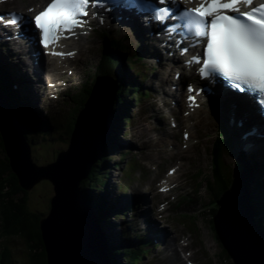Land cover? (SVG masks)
Segmentation results:
<instances>
[{"label":"water","instance_id":"obj_1","mask_svg":"<svg viewBox=\"0 0 264 264\" xmlns=\"http://www.w3.org/2000/svg\"><path fill=\"white\" fill-rule=\"evenodd\" d=\"M107 91V94L92 92L77 117L67 149L45 165L33 161L17 122L11 112L0 105V137L10 170L21 189L29 190L40 180H48L52 186L48 212L38 222L40 254L42 257L45 254L47 264H112L80 188L103 151L108 135L112 89ZM78 135L83 137V152L72 151L77 148L72 143ZM87 136H91L93 150L88 149ZM251 174V166L236 159L230 186L218 198L217 205L221 207L213 215L216 237L233 264H264V232L258 228L246 205ZM227 191L234 193L236 200L230 202Z\"/></svg>","mask_w":264,"mask_h":264},{"label":"snow or ice","instance_id":"obj_2","mask_svg":"<svg viewBox=\"0 0 264 264\" xmlns=\"http://www.w3.org/2000/svg\"><path fill=\"white\" fill-rule=\"evenodd\" d=\"M107 3L108 0H50L43 10L28 18L27 23L34 25V34L38 30L39 45L48 49L65 33L75 34L73 30L82 26L81 17L88 15L90 5L105 7ZM134 3L135 0H127L129 8ZM165 3L178 5V0H158L159 5ZM241 4L247 10H241ZM252 5L254 0H200L196 7L185 8L178 19L180 27L201 43L202 52L191 58V62L202 63L201 78H222L233 89L258 94L264 102V2ZM168 12L169 9L158 7L151 19L162 23ZM24 19L20 15L13 23ZM188 92H193L191 86ZM188 100L193 102V96L189 95Z\"/></svg>","mask_w":264,"mask_h":264},{"label":"rangeland","instance_id":"obj_3","mask_svg":"<svg viewBox=\"0 0 264 264\" xmlns=\"http://www.w3.org/2000/svg\"><path fill=\"white\" fill-rule=\"evenodd\" d=\"M99 48L100 47H98V49ZM91 78L92 77L88 76V71L85 67V64H81V68H80V71H79L78 76H77L76 88H74L72 90L75 92L79 91L82 84H84V87H86V88L90 87L91 82H93V84L95 86L97 81H91ZM85 83H87V84H85ZM95 88L98 89L97 92L94 91ZM101 90H105V86L103 83H99L98 87L97 86L94 87L90 91V93L93 92V93L101 94V92H100ZM83 95L84 94L81 95V98ZM64 104H65V108L60 113H58L57 116H53L51 118V123H50L51 127L49 129H47V132H49V134L51 133V135L47 134V135H45L46 136L45 138L40 137L39 135H36L33 138H31V140H32V144H31V149H32L31 151L32 152L31 153L33 154L32 158L35 162H37L39 164H43L41 162L47 163V161L51 160L59 150H63L67 147L66 143L68 142L67 136L69 134V124H70L69 118L72 114L73 109L78 105H77V103L72 101V97L69 94H67ZM208 124H209L208 120L205 122H203V120H202L200 123L201 129L202 130H203V128H204V130L207 129ZM57 130H59L58 131L59 134L57 133ZM115 137L117 139V142H119L120 148H122L126 145L125 143L122 142V136L120 137V134L115 135ZM45 140H46V142H44ZM0 142L3 145V141H2L1 137H0ZM198 143H199V145L195 148V150H197V151L199 149L200 144L204 143V145H202V147L200 149V154L204 153V155H203L202 160L201 161L199 160V162H200L199 179L202 183L200 185V189H201L200 194L197 196L194 203L188 204L186 207H184L181 210H176L175 213H173V216L175 218H181V219L187 221L189 226L191 227V229L195 230V232L200 236L202 245L206 251V256H205L203 261H205L206 259H209L211 261V264H229L223 258L224 255L221 252V250L223 248L220 245L218 238L216 237L217 231L215 228L213 218L211 219L210 215L207 212L208 208H212L211 201L208 197V194H210V193L212 194L215 191L211 188V186L209 187L210 183L206 179H204L206 177L204 175H207V174L209 175V173H211L209 170V168H210L209 165L211 163L209 161H207L208 156L206 155L205 149H204L206 142L204 140L200 141V139H199ZM113 145H115V144L113 143ZM121 151H122V149H121ZM223 152H224L223 153L224 159H220V160L223 162V164L226 166L227 169L229 166L232 167V169H233V161L231 162L229 159V162H228L226 160V153H229V151L224 150ZM109 156H110V159H109L110 161H109L108 167L103 170L104 176H102L99 180L96 181V183L98 185H100L101 187H103L106 184L105 179L103 177H111L110 181L113 184L114 178L112 179V177H116L114 175H119V172H118L119 170L112 171L110 168L111 163H113L114 161H118L117 156H115V157H113L114 155H109ZM229 157L230 156H228V158ZM112 160H114V161H112ZM216 161L218 162V160H216ZM219 165H220V163H219ZM261 176L264 177V175H261ZM37 183H38L37 185H35L34 187H31L29 190H25V193H20V191L13 193L15 195L13 198L14 202H12V201L8 202L7 201L8 200V194H10V193L6 189L0 190V199H3V202L2 201L0 202V220L1 221L2 220L6 221V218H4L3 212L5 211V209L7 212L8 211L7 208L9 209L10 214L17 215V217L21 221L23 220V213H25L26 216L31 215L30 211L35 212V211L39 210V215L43 214V213L45 215L47 213V210L49 209V206L47 207V204L49 202V197H51L53 195L52 186L48 180H40ZM86 183L87 182L83 183V187L86 186V188H87ZM15 189H17V188H14L13 190H15ZM137 189L140 190V185H136L134 191ZM81 190H82V188H81ZM222 193L220 194L219 198L221 197ZM22 195H26L27 199H25L23 197L21 198ZM96 195L97 194L94 191L93 198H91L92 201L96 200ZM19 199H21V200L19 201ZM9 203L11 204L12 208L9 205ZM206 203L208 205H206ZM24 205H25V207L23 208ZM207 206H209V207L206 208ZM13 207H16V208H13ZM189 210H190V213H189ZM111 218H112L111 216L107 217V219H106L107 223H105V225L106 224L112 225L111 220H113V219H111ZM7 221H9V220H7ZM101 222H103V220H101ZM1 227H2V231H3V236H2V239L0 238V240L2 242L0 244V249L2 250V252L5 256V259H4L2 264H10L7 261V259H8L7 253H8L9 248L11 247V243L12 244L13 243L21 244L19 246V249L21 250V252H16L14 250L15 256L13 257L14 261L12 264H30L28 262L29 261L28 260L29 251L32 252L34 250V247L37 246V244L32 242V241L25 242L20 237L12 234V232H10L9 230L5 231L6 225H5V222H3V221H2ZM19 229H20V231L23 229L22 223H21V226ZM108 233L111 236V238L117 239V234H115L111 229L108 230ZM191 237H194V236H191ZM121 247L120 246L117 247V248H119L117 250H121L122 249ZM113 255L117 256L118 253H116V251H114ZM130 255L126 254L125 256H123L125 264H127L128 260L130 259ZM228 257H229V255H228ZM109 259L112 262V264H119L120 263L119 259L116 262L111 257H109ZM146 260H147V258H145L144 262L143 263L141 262V263L147 264ZM229 261H231L230 258H229ZM231 263H232V261H231ZM44 264H47L46 258L44 260Z\"/></svg>","mask_w":264,"mask_h":264},{"label":"trees","instance_id":"obj_4","mask_svg":"<svg viewBox=\"0 0 264 264\" xmlns=\"http://www.w3.org/2000/svg\"><path fill=\"white\" fill-rule=\"evenodd\" d=\"M104 61L110 62L109 64H110L111 68H106V71L113 72L114 74H116V72H117L116 60L112 57H107V58H105ZM123 93H124L123 90H121L120 91L121 99L119 100V102L116 103V107H120V102L123 100L122 97L124 96ZM89 94H90V90L86 91V93L83 95L82 102H81L82 105L87 100ZM16 117H17V121L19 123V126H20L22 132L28 138L32 137L36 133H42L43 132L40 128V125L33 123L32 119H30V117L29 118H28V116L25 117L24 114H18ZM69 132H71V131H69ZM215 143H216V145L213 146L214 147L213 149L216 150V148H217V150H216V153L218 152L217 155L220 156L221 159H224L223 155H222L223 152L220 151V148H222L224 146L223 144H225L228 148V142L222 140V142L215 141ZM105 147H106V143H105ZM104 153H105V151H104ZM103 162H104V160H101V158H100L96 162L95 166L93 167L92 172L90 171L89 176L87 177L88 180L85 181V182H87L86 183L87 188H86V186L83 187L84 181L81 182V188L83 190V193H85L86 191H92V190L97 188L95 183H92L95 181V179H93V175L95 172L96 173L95 177H99V174L101 173V170H102ZM224 166L225 165H219V163L217 162L215 168L211 172L212 174L215 173L216 176L205 175L206 177L204 178L207 181L209 180V183H210L209 187L211 186V188L215 191L212 194L209 192L211 195L208 194V197H210L209 199H210L211 203H213V204H214V200L217 201L219 198V195L222 192H224V190L227 189L230 185L231 176L229 173L224 172V170L227 169V168H224ZM253 187H255V184L253 185ZM14 188H17V189L13 190ZM2 189H6L10 193V194H8V200H7L8 202H10V201L14 202L13 198L15 195L13 193H16L17 191H20V193H25V190H21V187L18 184V180H17L16 176L10 170L9 161L5 157L3 145L0 142V190H2ZM22 197L27 199L26 195H22L21 198ZM85 197L89 201L90 196L85 194ZM20 200L21 199H19V201ZM1 201L3 202V199H0V202ZM9 205L11 206L10 203H9ZM24 207H25V205L23 206V208ZM11 208H12V206H11ZM13 208H16V207H13ZM7 210H8L7 212H6V209L3 212L4 218H6V221L2 220L3 222H5V225L7 227V228L5 227V231L9 230L10 232H12V234L20 237L25 242L32 241L38 245V243L41 242V239L39 236L40 233H39L37 214L34 212L32 215L26 216V214L23 213V220L21 221L17 217V215H12V214H10V211L8 208H7ZM211 211H212L211 213L214 212L213 208L211 209ZM7 220H9V221H7ZM21 223L23 225V229L20 231L19 228L21 226ZM260 223H264V221L260 220ZM41 249H42V246H41ZM34 251H36V252L39 251V248L37 246H35ZM221 252L224 255L223 256L224 260H226L227 263L232 264L231 261H229V257L225 253V251L222 249ZM44 255H43V257L41 256V258H40V256L38 257V259L39 258L42 259L43 263L45 260ZM13 261H14V258L10 260V264H12Z\"/></svg>","mask_w":264,"mask_h":264},{"label":"bare ground","instance_id":"obj_5","mask_svg":"<svg viewBox=\"0 0 264 264\" xmlns=\"http://www.w3.org/2000/svg\"><path fill=\"white\" fill-rule=\"evenodd\" d=\"M159 6H161V5H159ZM160 36H163V35H160ZM30 40L32 41V38H30ZM18 43L19 42H17L16 41V43H15V46H13V47H10V50L13 52V53H15V54H21V55H24V54H26V53H29L30 51H33V53H31V55H35L37 58H39L40 59V62L38 63L39 64V67H40V69H41V71L43 72L45 69H44V65H43V61H45L46 62V58H45V55H42V53H41V51L38 49V48H36V50L34 51L33 50V48H31V44L29 43V45H25V47H19L18 46ZM12 56H14L13 54H12ZM19 56V58H20V55H18ZM11 58H15V57H11ZM27 58L25 57V58H22V59H20V60H24V62H26L27 60H26ZM8 60H10V59H8ZM16 61L18 60V59H15ZM28 61H29V59H28ZM37 66V65H36ZM22 69V68H21ZM4 72V65H3V63H2V61L0 60V81L3 79V76H2V73ZM179 79V78H178ZM28 80H30V78H28ZM46 82V83H45ZM42 81V87H43V89L45 90L46 89V87L48 86L47 84H48V80H46V81ZM7 90H8V92L12 95V96H14L13 95V92L11 91V89H10V83L8 84V87H7ZM36 91H38L37 89H36ZM48 92H50V91H48ZM101 92V94L102 93H106L107 94V90H101L100 91ZM43 93V92H42ZM49 94V93H48ZM44 95H45V93H44ZM113 95H115V91L113 92ZM39 110V112H40V117H41V119H43V118H45V119H47L46 118V115H45V113H44V111L42 110V109H38ZM219 110H220V112L221 113H223V114H226V115H228L229 116V118H231L232 119V123L235 125L236 124V122H237V119L238 118H240V124H239V127H237V129H236V132H235V134H234V136H233V138H237V137H239L240 136V134L242 133V134H244V135H246V132H245V127H247V126H249V125H251L252 123L251 122H249L248 120H247V118H246V111H247V107L246 106H243V105H240V104H237V103H223V104H221L220 106H219ZM21 111V110H20ZM25 114L26 115H28V117H30V118H34V117H31L32 115H30V111H27V110H25ZM119 115L117 116V118H114V120L112 119V133H115V131H114V128H115V123H116V121L119 119ZM224 118H226V116L224 117ZM229 118H227L228 120H229ZM51 122V121H50ZM260 122H262V123H264V120H261ZM129 124H130V119H129ZM231 124V123H230ZM235 127V126H234ZM69 137L72 135V131L71 132H69ZM93 136V135H92ZM178 137V136H177ZM177 137H172V139H175V138H177ZM83 137L82 136H80V135H78V136H75L74 137V142L75 143H72L73 145H75V146H77V148H73L72 149V151H78V152H83V150H81V147H82V144L81 143H83L82 141H83V139H82ZM107 139V138H106ZM106 139H105V141H106ZM256 139V147H255V150H254V153H252L251 151H246V150H244V152H241V151H239L238 150V148H237V146L236 145H232V147H233V149L234 150H236V151H239V157H241V158H245V156H247V155H250L252 158V161H257V162H259L260 161V159H261V157H262V155H261V153L263 152L262 150L264 149V138H255ZM86 140H88V149L90 148V146H91V143H93L92 142V140H91V136H87L86 137ZM105 141H104V145H105ZM245 141L246 142H249L250 140H249V138H246L245 139ZM130 143H132V144H137V143H135L134 141H133V137H131L130 138ZM139 144V143H138ZM214 148V147H213ZM91 150H93V148H90ZM216 150H217V148H216ZM215 150V151H216ZM220 151L221 152H223L222 151V149H220ZM89 152H91V151H89ZM224 153V152H223ZM223 153H222V155H223ZM203 155H204V153H202L201 154V160H202V158H203ZM228 156H230V154L229 153H226V160L229 162V158H228ZM5 157L7 158V155H5ZM112 157V156H111ZM223 157H224V155H223ZM221 158H220V156H218V155H216L214 158H213V162H214V164H215V166H216V164H217V161L216 160H218V162L220 163V165H224L223 164V162L220 160ZM7 160H8V158H7ZM112 161H114V160H112ZM215 166L214 167H210L209 168V170H210V172H212V170L215 168ZM224 168H226V166H224ZM205 169V168H204ZM208 175V174H207ZM209 175H210V173H209ZM257 177H259L260 175L258 174V173H256L255 174ZM205 176V175H204ZM209 178V177H208ZM250 180L251 179H249V181L247 182V184L250 182ZM235 182V181H234ZM34 187V186H33ZM247 187H249V186H247ZM228 192V199H229V201L230 202H232V201H234V200H236V195L234 194V193H229V191H227ZM88 192L86 191L85 192V194H87ZM211 195V194H210ZM210 198V197H209ZM138 199H145V196H142V195H140V196H138ZM209 203V202H208ZM212 204V208H213V210H214V212H213V214H215L217 211H218V209L221 207V205H217V201L216 200H214V204L213 203H211ZM206 205H208L207 203H206ZM246 205L248 206V202L246 201ZM209 206H207L206 208H208ZM212 208H208V210H207V212H212L211 211V209ZM93 211H91L90 210V215H91V213H92ZM7 228V227H6ZM102 228L103 229H101V233L102 234H104L105 233V231H108V230H110V226L109 225H103L102 226ZM0 243H2L1 242V240H0ZM115 243V245H117V244H121L122 242H120V241H115L114 242ZM108 244H110L109 242H107L106 241V245H107V248H108ZM220 258V257H219ZM116 258H114V260H115ZM250 262H253V261H250Z\"/></svg>","mask_w":264,"mask_h":264},{"label":"flooded vegetation","instance_id":"obj_6","mask_svg":"<svg viewBox=\"0 0 264 264\" xmlns=\"http://www.w3.org/2000/svg\"><path fill=\"white\" fill-rule=\"evenodd\" d=\"M30 214L32 215V212L30 211ZM37 247L39 248V251H30V260L32 261V264H44L41 258V243H38ZM30 249V248H29ZM40 258L38 259V257ZM42 262V263H41Z\"/></svg>","mask_w":264,"mask_h":264},{"label":"clouds","instance_id":"obj_7","mask_svg":"<svg viewBox=\"0 0 264 264\" xmlns=\"http://www.w3.org/2000/svg\"><path fill=\"white\" fill-rule=\"evenodd\" d=\"M63 150H66V149H63ZM63 150H59L58 152L63 151ZM58 152L56 153V155H58ZM80 186H81V185H80Z\"/></svg>","mask_w":264,"mask_h":264}]
</instances>
